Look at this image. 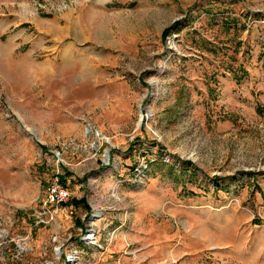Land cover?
<instances>
[{"label":"rangeland","instance_id":"1","mask_svg":"<svg viewBox=\"0 0 264 264\" xmlns=\"http://www.w3.org/2000/svg\"><path fill=\"white\" fill-rule=\"evenodd\" d=\"M1 230L0 264H264V0H0Z\"/></svg>","mask_w":264,"mask_h":264},{"label":"built area","instance_id":"2","mask_svg":"<svg viewBox=\"0 0 264 264\" xmlns=\"http://www.w3.org/2000/svg\"><path fill=\"white\" fill-rule=\"evenodd\" d=\"M69 196L68 188L59 180L58 177L53 178L46 186V191L43 198V204L45 206L44 212L52 213L50 207H57L64 202ZM6 236V233L0 231V244L2 239ZM87 236V235H86ZM23 238H19L17 245L19 249H23Z\"/></svg>","mask_w":264,"mask_h":264},{"label":"bare ground","instance_id":"3","mask_svg":"<svg viewBox=\"0 0 264 264\" xmlns=\"http://www.w3.org/2000/svg\"><path fill=\"white\" fill-rule=\"evenodd\" d=\"M102 23V22H101ZM100 23V24H101ZM102 25V24H101ZM90 30H92V28L90 29ZM90 33V32H89ZM91 34V33H90ZM82 63V62H81ZM85 63V61L83 62V65H82V68H81V72H84L85 71V69L84 68H86V67H88L86 64H84ZM89 235V234H88Z\"/></svg>","mask_w":264,"mask_h":264},{"label":"trees","instance_id":"4","mask_svg":"<svg viewBox=\"0 0 264 264\" xmlns=\"http://www.w3.org/2000/svg\"><path fill=\"white\" fill-rule=\"evenodd\" d=\"M79 201H83V198H80Z\"/></svg>","mask_w":264,"mask_h":264}]
</instances>
